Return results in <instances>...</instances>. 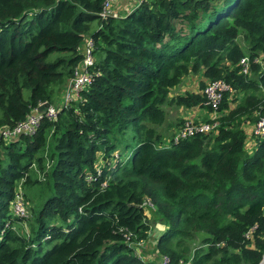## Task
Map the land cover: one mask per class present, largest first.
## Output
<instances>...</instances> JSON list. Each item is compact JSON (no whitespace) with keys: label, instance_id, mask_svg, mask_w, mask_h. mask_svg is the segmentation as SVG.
<instances>
[{"label":"trees","instance_id":"16d2710c","mask_svg":"<svg viewBox=\"0 0 264 264\" xmlns=\"http://www.w3.org/2000/svg\"><path fill=\"white\" fill-rule=\"evenodd\" d=\"M105 2L0 0V133L53 104L87 38L96 57L90 87L55 122L0 139V264H154L122 232L147 240L149 223L164 226L157 252L172 264H259L264 137L251 153L245 145L246 127L264 117V0H146L102 20ZM191 75H203L201 90L222 80L233 93L223 95L217 132L167 143L158 132L167 106L213 112L202 93L172 97ZM35 187L27 234L16 224L28 211L18 218L12 206Z\"/></svg>","mask_w":264,"mask_h":264},{"label":"built area","instance_id":"2783aa9c","mask_svg":"<svg viewBox=\"0 0 264 264\" xmlns=\"http://www.w3.org/2000/svg\"><path fill=\"white\" fill-rule=\"evenodd\" d=\"M120 1L122 0H106V2L103 5V9L99 15L100 18L102 20H107L108 18L111 17L123 18L131 11L139 7L146 0H137L136 7L133 10L129 11L124 16H118L114 12V4ZM83 55H84V59L81 65L75 69L73 77L65 85L64 90L62 91L63 104L61 106H56L54 104L44 103V104H49V108L45 114L38 113V109H36L32 113V115H29L25 121L19 123L14 128L4 129L0 133V139H3L5 141H12L18 139L21 136H34L38 131L42 120L45 119L50 122H55L58 119L59 112H61L63 109L69 108L72 105V103H75L80 100L81 92L88 89L92 83V75L90 73V70L96 63L95 43L92 38H87L85 40L83 46ZM256 62L261 63L264 66L262 58L257 59ZM241 66L243 73L247 75L250 69L249 59L248 58L243 59L241 61ZM225 93H233V89L230 86H228L224 81L218 80V81L208 82L202 94L206 98L205 105L207 107H212L213 109L212 112L213 118L210 119L211 122L207 123L202 121H190V120L186 121L183 127L181 128V130L177 134H175V136L173 137L170 143L178 144L180 141H183L188 138H192L198 135H210L212 133L217 132L219 127L217 119L219 118L220 115L219 107L222 103L223 95ZM42 105H40V107ZM262 137H264V117H260L258 121L251 127L250 138L253 140L254 147H255V140ZM115 158H116L115 161L119 159L117 153L115 154ZM103 169H104V163L101 161L96 165V175L89 176L87 178L88 181L92 183L93 181H95V179L102 177L104 173ZM103 187H106V183L103 184ZM143 205L147 210H149V208L154 209L153 204L149 200L145 201ZM12 209L16 217L22 219L28 218L24 197L21 191L16 195ZM253 230L246 235V237L249 240H251L253 237L252 235ZM122 232L124 234L123 236L125 243L129 247L134 249L135 247L133 246V239L136 238V236L128 232V230H122ZM139 241L140 242L138 243V245H141L146 240L140 239ZM135 253L136 256L144 262L156 264V261L158 260L153 257H148V259L146 257H143L142 253L138 252L137 249ZM159 259H160L159 264H172V261L168 256H160ZM191 261L192 259H189L187 262L180 261L179 264H190ZM259 264H264V255Z\"/></svg>","mask_w":264,"mask_h":264},{"label":"rangeland","instance_id":"374dc122","mask_svg":"<svg viewBox=\"0 0 264 264\" xmlns=\"http://www.w3.org/2000/svg\"><path fill=\"white\" fill-rule=\"evenodd\" d=\"M239 44L243 48H246V46H245L246 44L243 42V39L239 40ZM187 80H188V78L186 79V82L184 81V84L188 83ZM183 85L180 87L181 90H180V88L176 89V90H174V92L172 94L175 96V95H181V94H183V92H185V94H189L190 92H192V89L189 90V91L188 90L186 91L185 88H182ZM197 88L200 89V86L196 85V89ZM203 90L204 89H202L201 91L203 92ZM52 103L54 105H56V106H61L63 104L62 93H56ZM231 107H234V105L232 104ZM166 110H167V114H168V119H167L166 123L171 122V126H169V129H168V127H167L168 124L165 123L163 126L158 127V132L161 135L162 139L165 140V142L170 143L172 137L175 134H177L181 130V128L183 127L182 125H179V123L180 124H181V122L185 123L186 121L178 119V114L176 115V112L173 111V110H175V106L174 107L167 106ZM206 110H208V109H206ZM208 114H212V113L208 112ZM207 119H209V118L206 117V120H203V121L206 122ZM184 123H183V125H184ZM248 126H252V125H248ZM179 127H180V129H179ZM171 128H174V130L171 131ZM176 130H178V131L175 132ZM50 163H51L50 161H47L46 165H50L51 166ZM36 173L38 174V176L34 175V179L36 180L39 177L38 179L42 180L43 179V174L40 173L38 170H36ZM22 191H24V190H22ZM24 193H27V195L25 194V201L24 202L26 204V210L29 213V220L27 222H25V223L24 222H21V224L17 223L16 224V228H17L18 231H19V229H21L23 231V233L26 231L27 234H29V227H27V225L29 226L30 222L33 220L32 210H33V207L35 206V204L32 201V199H33V197L37 196V194L39 196V191H37V188L35 187V188L31 189V190H28L27 192L24 191ZM146 215H147L148 220H150L151 222H155L156 221L154 219L155 215L153 214V209L149 208V210L146 211ZM149 224L152 225V229H151V232L149 234L148 239L146 241H144L143 244L138 245V243L140 241L138 240L137 237L133 239V246L135 247L134 251H136V249H137V251L142 253L143 257H146L147 259H148V257H153L155 259H158L156 261V263L159 264L160 263V259L159 258H160L161 255L158 254L156 246H157V240L159 238V235L161 233H163V231H164V226L161 225V224H157L158 228H154V226H153L154 223H149ZM250 237H251V235H250ZM200 244L201 243L198 240L195 244H193L192 248L195 249V248L201 246ZM192 257H193V255H192Z\"/></svg>","mask_w":264,"mask_h":264},{"label":"crops","instance_id":"0c3cea01","mask_svg":"<svg viewBox=\"0 0 264 264\" xmlns=\"http://www.w3.org/2000/svg\"><path fill=\"white\" fill-rule=\"evenodd\" d=\"M136 4H137V0H122V1L114 4V12L118 16H124L129 11L133 10L136 7ZM187 81H188V83H185V84L183 83L184 85L182 88H185L186 91L187 90L189 91L192 89V92H190V94H192V93H200L201 94L202 91L199 88L196 89V85L200 86L201 82L205 81L203 75H191L188 77ZM185 82H186V80H185ZM180 90H181V88H180ZM186 95L187 94H185V92H183V94L175 95V96H186ZM173 96L174 95L172 94V97ZM173 111L176 112V115L178 114V119L183 120V121H188V120H190V121H203V120H206V117H208L209 119L213 118L212 114H208V111L206 109L198 108V107L192 108V109L175 107V110H173ZM167 119H168V115H167ZM166 122H167V120H166ZM183 123L184 122H181V124L179 123V125H182ZM166 124H168L167 127L169 129V126H171V122H168ZM251 127L252 126L246 127L247 140H246L245 147L249 153H251L254 149L253 140L250 138ZM179 129H180V127H179ZM173 130H174V128H171V131H173ZM178 130H176L175 132H177ZM153 226H154V228H158V226L156 224H154Z\"/></svg>","mask_w":264,"mask_h":264},{"label":"water","instance_id":"95a60500","mask_svg":"<svg viewBox=\"0 0 264 264\" xmlns=\"http://www.w3.org/2000/svg\"><path fill=\"white\" fill-rule=\"evenodd\" d=\"M49 108V104H44L38 108V113L45 114Z\"/></svg>","mask_w":264,"mask_h":264}]
</instances>
